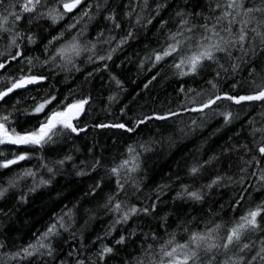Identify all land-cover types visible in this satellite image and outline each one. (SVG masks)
I'll list each match as a JSON object with an SVG mask.
<instances>
[{
    "label": "trees",
    "instance_id": "16d2710c",
    "mask_svg": "<svg viewBox=\"0 0 264 264\" xmlns=\"http://www.w3.org/2000/svg\"><path fill=\"white\" fill-rule=\"evenodd\" d=\"M14 3L5 0L0 12H19L18 7L10 8ZM216 3L147 0L145 5L143 0H82L66 13L60 0H41L35 12L24 13L15 24L10 18L11 31L0 32V63L6 65L0 69V91L21 75L44 79L0 100V115L10 114L16 131L24 133L38 128L51 110L63 109L82 98H88L89 103L74 121L84 129L78 134L62 130L42 147L0 145V159H12L24 152L31 157L0 169V188L7 189L0 197V255L7 264H152L153 257L159 259L156 251L171 234L184 242L189 233L221 223L225 227L219 234L223 235L248 209L264 202V181L258 179L264 158L255 147L262 134H252L254 129L264 128V101L236 105L221 100L204 112L190 110L216 94L250 95L258 90L256 85L264 84V46L259 38L253 40L255 34L249 32L245 44V48L251 45L256 49L255 55L249 52L241 61L238 58L243 53L238 49H232L231 59L216 53L217 62L205 61L188 75L180 74L189 71L187 66L174 67L188 50L155 66L147 59L154 50L170 43V33L181 27L182 20L188 21L185 27L193 28L185 35L198 39L203 32L200 26H211L219 15ZM245 6L252 4L245 0ZM85 12L88 15H83ZM252 15L256 19L249 28L264 31V25L259 24L261 14ZM237 27L233 26V32ZM129 32L131 37L117 47ZM16 33L19 48L11 43ZM73 36L80 44L79 55H72L71 63L58 56L52 59ZM17 51L22 56L12 60ZM109 54L110 60L98 59ZM233 64H239L235 71ZM209 81L217 87L212 88ZM51 97L55 100L43 113L31 114L38 103ZM227 112H232L233 118L226 124L222 113ZM140 120L144 123L137 126ZM116 124L126 127L99 126ZM128 128L135 130L129 132ZM129 147L134 153L128 152ZM133 156L138 166L134 172L121 171L120 189L111 169ZM253 156L261 159L259 166L254 161L245 163ZM192 167H200V171L193 175ZM26 170L35 177H24ZM218 177L221 179L213 185ZM191 192L201 198H192ZM115 203L122 205L119 212L112 210ZM132 207L147 208L148 212L138 211L126 222L116 223ZM60 216L67 230L60 229L59 235L45 241L51 244V256L40 249L31 257L9 259L35 243ZM258 220L264 227V219ZM121 236L124 243H115ZM262 238L264 232L244 238V242H254L251 250L240 253L246 261L255 255ZM105 246L113 251L101 260L98 253ZM200 255L205 256L203 251ZM224 259L220 250L214 264Z\"/></svg>",
    "mask_w": 264,
    "mask_h": 264
},
{
    "label": "snow or ice",
    "instance_id": "6c2138e0",
    "mask_svg": "<svg viewBox=\"0 0 264 264\" xmlns=\"http://www.w3.org/2000/svg\"><path fill=\"white\" fill-rule=\"evenodd\" d=\"M5 0H0V8L3 7ZM62 7L65 12H71L78 5L82 3V0H60ZM143 3L146 5L147 0H143ZM249 3L252 6H245V0H217L216 7L220 9V13L215 18V23L211 26L208 24L201 25L203 32L199 34L198 39H194L193 36H186L185 32L191 33L193 31L192 27H185L188 25L187 20L181 21V27L177 29L176 32L170 33L168 39L170 43L166 47L156 51L154 50L151 56L147 59L153 61V66L163 61L166 57H174L176 54H180L183 50H188L189 54H181L179 56V62L174 63V67L177 69H183L185 66L188 67L189 71H181V75H188L195 73L199 67L203 65L205 61L217 62L216 53H224L225 56L229 59L232 58V49H238L243 55L239 57L241 61L244 60L245 56H248V53L251 52L253 55L256 54V49L251 45L248 48H245V44L249 41V32L254 33L252 37L253 40L259 38L261 46H264V31H261L258 27L249 28V24L252 20L256 19L253 16V13H260L261 18L259 20L260 25H264V0H256L255 3L252 0H249ZM41 4V0H15L14 4L10 5V8L18 7L19 12L14 10L5 9L3 12H0V32H10L11 28L8 27L10 18L12 24H15L16 21L22 19L24 13H32L36 11L37 5ZM99 7V5H98ZM51 16V13H49ZM83 15H88L85 12ZM131 15V13H128ZM177 15L182 16V13H177ZM238 17L240 19H238ZM53 20L56 17H52ZM62 18V17H61ZM109 19L114 17L109 16ZM140 22V18H137V23ZM151 21H149L150 23ZM237 25L236 32H233V26ZM119 27V25H116ZM163 26V25H162ZM219 26V27H218ZM74 27V25L72 26ZM63 35V34H61ZM131 32L128 36L122 38L117 47L126 43L127 39L131 37ZM19 33H16L12 37L11 43L19 48L17 44V38ZM31 40V38H28ZM110 39H115L112 37ZM194 44V47H193ZM80 44L75 36L67 44L61 46L57 49L56 54L52 59H55L56 56L60 57L62 60H65L66 63H71L72 55H79L80 53ZM261 50H264L262 48ZM115 51V49H113ZM2 55V54H0ZM22 56V52L17 51L12 60H16L18 57ZM91 59V58H90ZM100 60L111 59V54L107 57L101 56L98 57ZM31 61H29L30 63ZM47 63V61H46ZM5 63H0V69L5 68ZM223 68V65H220ZM233 71H235L239 64L231 65ZM226 71V69H225ZM219 75V72L217 73ZM44 79L43 77H38L34 75H21L18 79L12 80L10 86L6 90L0 91V100H3L4 97L8 96L16 89H21L26 87L29 84L38 83L40 80ZM155 79V77H153ZM120 82L117 81V84ZM150 83V81H149ZM212 88H216V84L212 83ZM147 87V85H145ZM235 87V85H233ZM258 89L254 94L250 95H230V94H216L214 97H210L206 102L202 103L199 107L190 109L191 111L204 112L205 109L211 108L212 105L217 104L218 101L227 100L236 105H240L242 102H251V101H264V84L256 85ZM55 100V97L46 99L38 103L32 110L31 114L43 113L48 105L52 104ZM89 103L88 98H82L73 103L67 104L63 109L51 110L49 111L45 119L40 123L39 127L35 130L20 133L17 132L15 127L12 125L10 120V114L0 115V145H25V146H38L42 147L44 144L52 141L53 136H56L60 131L66 130L69 133H79L84 131V129L79 128L74 121H77L82 113L85 111V105ZM172 115H175L173 113ZM224 115L225 123L231 122L233 118L232 112L222 113ZM153 117H148L152 119ZM155 119H167L166 116H156ZM141 123H144V120L137 122V126ZM100 127H118L125 128L124 124L116 125H99ZM134 128H128L127 131L132 132ZM256 132H260L262 135L259 140L255 141L256 151L259 153L260 158H264V128L254 129L253 135ZM247 147V146H245ZM135 149L129 147L128 152L134 153ZM0 156H3V153L0 152ZM30 155L27 152L21 153L14 156L12 159H0V169H7L12 165L18 164L20 161L30 159ZM256 156L252 157V161H246V164H251L253 161L257 166L261 164V159ZM66 159H71V157H66ZM136 157L133 156L131 160L125 159L116 167L111 169V173L117 176V183L120 189L123 188V185L119 183V177L122 170L127 169L129 172L136 171ZM58 163L63 164L64 161H59ZM98 163V162H97ZM210 163V161L206 162ZM47 167V165H45ZM202 167V165H201ZM247 169H242L246 171ZM49 172H52V168H48ZM200 171V167H192L190 169L191 174L195 175ZM24 177H35V173L31 170H26L24 172ZM253 175H256L254 172ZM221 178L212 181V184H217ZM260 181H264V167L260 168V175L258 177ZM41 183H47L48 181L41 180ZM14 186V185H11ZM211 187V185H209ZM7 191L6 188H0V197L4 195ZM186 191V189H185ZM189 195L199 200L201 197L196 192H191ZM110 198L109 202L111 203ZM239 206L240 201L236 202ZM122 208L120 203H115L113 211L119 212ZM138 211L148 212L147 208L137 209L132 207L129 212H126L122 215L120 220H117L116 223L121 221H127L129 215H135ZM258 217L264 219V202L256 205L254 209H248L239 219L235 220L230 227L226 229L223 235H220V230L225 226L221 223L215 224L213 227L207 228L203 232H191L188 234L187 239L184 242H178L175 239V234H171L169 238L164 241L159 249L156 251V256L159 258L158 261L156 257H153L152 264H214L216 262V255L223 250L225 254V259L220 262V264H252L253 261H259L261 264H264V238L259 240L260 247L249 260L246 261L243 255L246 250H251L254 246V242H244V238L250 233L264 232V227L261 226V220H258ZM67 230L64 222V217H58L53 223H51L47 230L40 235L35 243L29 244L27 247L20 251L12 254L9 259L27 258L33 256L35 253L40 252V249H46V254L52 255V248L50 243H45L49 237L59 235V230ZM153 239H156L153 236ZM125 238L121 236L119 240L115 241L117 244L124 243ZM0 247H3L0 244ZM151 248V245L148 246ZM215 250V251H214ZM113 251L111 247H103L102 251L98 253L100 259L102 260L105 255L110 254ZM203 251L205 256L201 257L200 252ZM212 253L211 256L208 254ZM229 253H232L229 255ZM23 254V255H22ZM45 253H41L43 255ZM0 264H7L3 256L0 255ZM83 264V261L80 262ZM139 264H143V261H140Z\"/></svg>",
    "mask_w": 264,
    "mask_h": 264
},
{
    "label": "water",
    "instance_id": "95a60500",
    "mask_svg": "<svg viewBox=\"0 0 264 264\" xmlns=\"http://www.w3.org/2000/svg\"><path fill=\"white\" fill-rule=\"evenodd\" d=\"M62 9H63V7H62ZM63 11H64V9H63ZM65 12V11H64ZM66 13H70V12H66ZM22 89V88H21Z\"/></svg>",
    "mask_w": 264,
    "mask_h": 264
}]
</instances>
